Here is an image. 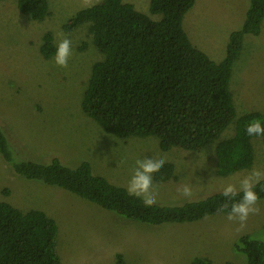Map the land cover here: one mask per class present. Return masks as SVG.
Here are the masks:
<instances>
[{"label": "rangeland", "instance_id": "rangeland-1", "mask_svg": "<svg viewBox=\"0 0 264 264\" xmlns=\"http://www.w3.org/2000/svg\"><path fill=\"white\" fill-rule=\"evenodd\" d=\"M98 1L47 0L49 15L41 22L21 14L16 0L0 1V126L20 159L47 164L57 158L70 168L85 161L93 174L127 190L137 159L163 158L174 165L175 179L163 184L153 181L155 204L161 206L202 200L228 184L239 188L253 170L264 172V138L251 141L254 162L250 168L221 177L216 173V143L201 152L162 151L156 137L120 139L82 111L92 66L104 56L93 46L87 24L69 35L62 26L77 11ZM149 1L124 0L146 14ZM248 4L249 0H196L184 16L182 28L191 42L192 35L196 36L193 45L219 62L230 33L242 26ZM195 11L200 12L197 23L192 17ZM188 14L191 20L186 19ZM47 32L56 47L63 37L72 41L67 68L57 67L54 56H42V38ZM229 91L236 117L253 111L264 114V19L258 37H244L232 65ZM234 131L230 125L217 142L231 138ZM184 185L190 186V196L178 191ZM0 203L22 213L39 210L55 220L60 264H114L115 253L126 264H190L196 257L211 264H246L244 255L233 250L237 238L247 235L264 242V200H259V214L250 215L243 227L228 221L225 213L196 222L148 225L118 216L62 188L16 175L1 157Z\"/></svg>", "mask_w": 264, "mask_h": 264}, {"label": "trees", "instance_id": "trees-1", "mask_svg": "<svg viewBox=\"0 0 264 264\" xmlns=\"http://www.w3.org/2000/svg\"><path fill=\"white\" fill-rule=\"evenodd\" d=\"M194 2L150 0L146 14L124 0H99L68 18L62 30L69 35L87 24L93 46L104 56L93 64L81 102L82 111L90 119L120 139L156 137L162 151L178 148L201 152L216 143V173L226 177L253 165L251 141L264 138L246 134L250 121L259 119L264 124V114L253 111L236 117L229 91L232 65L240 55L244 37L260 34L264 0H249L243 24L230 33L225 55L219 62L195 48L182 28L183 17ZM16 5L33 22H41L49 15L47 0H16ZM42 40V56L53 57L57 47L51 34L45 33ZM230 125H234V135L217 142ZM12 148L0 126V157L14 174L62 188L139 223L157 226L196 222L227 214L219 209L234 202L219 191L180 206L145 207L140 198L130 196L123 187L93 174L88 162L70 168L57 158L47 164L24 161ZM16 159L21 161L15 162ZM172 179V163H165L153 175L158 184ZM255 191L264 200V179ZM56 235V222L46 213H22L0 203V264H60ZM233 250L244 255L246 264H264L263 241L242 235ZM113 260L114 264H126L120 253H115ZM190 264L211 262L196 257Z\"/></svg>", "mask_w": 264, "mask_h": 264}, {"label": "clouds", "instance_id": "clouds-1", "mask_svg": "<svg viewBox=\"0 0 264 264\" xmlns=\"http://www.w3.org/2000/svg\"><path fill=\"white\" fill-rule=\"evenodd\" d=\"M58 35L63 36V34ZM72 49V41L69 38L63 37L59 40L54 54V63L57 67H68ZM246 134L264 137V124L259 119L250 121L246 126ZM165 163L166 160L163 158L137 159L135 162V168L128 182L127 192L130 196L140 198L145 207H151L157 202V193L153 190V175L159 172ZM262 179H264V172L253 170L240 181L239 188L233 184H228L223 188V197L228 201H234L230 205L225 203L219 209L220 212H227L228 221L238 222L243 227L250 215L259 214L258 203L260 198L255 191V187ZM178 191L184 196L191 195L189 185H184ZM241 193L239 201H235V197Z\"/></svg>", "mask_w": 264, "mask_h": 264}, {"label": "crops", "instance_id": "crops-1", "mask_svg": "<svg viewBox=\"0 0 264 264\" xmlns=\"http://www.w3.org/2000/svg\"><path fill=\"white\" fill-rule=\"evenodd\" d=\"M195 2H196V0H195ZM190 10H191V9H190ZM190 10H189V11H190ZM189 11H188V12H189ZM193 11H194V10H193ZM188 12H187V13H188ZM197 14H200V12H197V11H195L194 15L192 16V17H193V20L195 19V22H196V23H197V21H196ZM185 15H186V14H185ZM185 15H184V16H185ZM190 16H191V15H190V14H188V15H187V17H186V19H187V18L189 19V18H190ZM192 17H191L189 20H191V19H192ZM183 19H184V17H183ZM182 23H183V21H182ZM182 27H183V26H182ZM183 30H184V32L186 33V35H187L188 39L190 40V38H189V35L187 34V31H186L185 29H183ZM190 30H191V27L188 29V31L190 32ZM204 34H206V33H204ZM190 35H192V34L190 33ZM206 35H207V34H206ZM192 36H193V38H192V39H194V40H192V42H191V41H190V42H191V43H193V42H196V36H195V37H194V35H192ZM192 45H193V44H192ZM193 46H194L195 48H197V49H198V47H197V46H195V45H193ZM222 59H223V58H222ZM212 61H213V60H212ZM220 61H221V60H220ZM214 62H215V61H214Z\"/></svg>", "mask_w": 264, "mask_h": 264}]
</instances>
